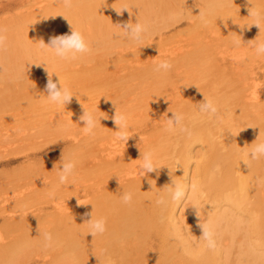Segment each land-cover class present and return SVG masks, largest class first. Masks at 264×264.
<instances>
[{
    "label": "bare ground",
    "instance_id": "obj_1",
    "mask_svg": "<svg viewBox=\"0 0 264 264\" xmlns=\"http://www.w3.org/2000/svg\"><path fill=\"white\" fill-rule=\"evenodd\" d=\"M30 1L28 11H19L14 18L0 21V28L5 29L7 36L6 48L0 50V125L2 118L7 116L17 117L16 121L26 118L25 113L32 107L38 119L43 120L42 114L48 116L44 121L47 125L37 133L23 135L18 132L16 137L9 139L8 133L1 138L4 134L0 128V155L10 157L21 153V157L29 161L40 152L47 153L60 146L62 154L55 164L48 167H34V163H29L28 170L18 175L23 178L18 181L20 188H12L3 199L0 205L1 230L4 231L0 233V264H60L63 261L61 255L69 252H78L84 264H105L112 261L113 256V261L118 264H140L144 260L146 264H153L152 258L157 251L162 254L169 250L186 255L189 263L264 264V193L261 194L264 188V157L252 160L247 155L255 144L264 142V89H257L256 72L252 63L248 65V60L257 54L241 57L232 70L221 65H213L212 70V64L199 63L198 56L202 52L199 47L179 53V57L173 52L178 50L176 48L171 51L173 56L168 54L169 58L152 59V63L143 66L136 77L147 76L152 82L165 80L167 85L177 84L178 88L166 87L164 94L158 97L155 105L159 113L153 125L135 129L136 134L142 129L155 130V138L152 134L134 137L127 131L130 138L127 142L120 141L116 138L115 111L128 116L134 104H126L122 108L116 97L102 95L97 85L91 86L94 82L86 85L81 93L95 94V101L81 106L77 115H69V112L79 108L80 100L77 102L74 97L70 104L63 105L65 110L55 112V109L52 111L46 107L50 105L43 98L41 75L48 71L54 80L57 74L53 72L61 71L67 61L78 64L93 59L94 52L103 41L111 44L110 47L129 42L122 27L128 23H141L133 9L136 4L147 5V1L72 0L80 8L85 7L91 17L87 18L83 28L76 29L82 33L91 51L78 55L75 60H61L51 49L41 48V40L45 44L50 40L45 39L44 34L51 33L53 27L63 25L57 12L59 8L66 7L63 0H46L44 4H40L41 0ZM221 1L224 0H206L198 15L213 13L212 7ZM18 4H24V0L3 1L0 11ZM129 6L134 8L130 10ZM125 7L130 12L126 9L120 14L116 12ZM220 13L224 18V13ZM72 19L79 18L75 14ZM25 22H31L33 27L13 36L7 30ZM252 23L253 18L245 27L239 26L232 31L229 37L240 32L242 45L252 49V40L247 35L258 27ZM146 24L144 37L148 38L151 34L148 29L154 31L156 28L148 21ZM60 26L56 28L60 30ZM66 26L69 28L71 25ZM260 27L264 32V21ZM163 60L170 62L171 69L167 72L155 71L156 65ZM190 60L202 75L199 72L196 77L187 76L184 79L176 70ZM92 71L97 70L94 68ZM213 71L222 75L217 77ZM94 73H90L91 79L101 78L102 75ZM199 81L203 82V88L205 82L208 83L205 91L199 90ZM14 87L21 91L13 94ZM175 89L180 91L178 95ZM204 98L217 106L219 119L200 113L199 104ZM22 107L27 110L9 112L11 114L6 113V116L2 114ZM83 108L97 118V126L91 134L85 133V122L80 119ZM172 112L183 115V125L188 132L177 129L170 133L165 130ZM226 120L230 122L229 126H235L237 122L235 127L239 126V130L233 133L235 128L227 126L229 129L224 132L226 127L222 126V121ZM45 140L55 144L52 148L43 149L42 146L47 144ZM148 151L154 153L158 169L142 176L139 165L143 162V154ZM69 159L75 163L74 174L67 183L61 184V162ZM48 168L52 173H45ZM257 176L263 178L253 185ZM172 182L185 183L189 187L187 199L179 206L171 201L169 195ZM125 193L132 194L130 203L122 200ZM161 197L166 204H157ZM23 204L24 207L20 208ZM14 205L19 206L14 208ZM135 209L143 217L138 223L117 220L119 216L131 218ZM121 213L123 215H119ZM91 218L105 220L103 234L94 237L88 234L90 227L87 221ZM205 224L211 225L215 231V250L208 249L201 238V225ZM152 226L159 228L160 239L156 241L149 231L143 253L138 246L142 240L141 233L134 236L128 245L125 244L129 233L138 228L145 232ZM45 232L53 237V246L47 249L44 247Z\"/></svg>",
    "mask_w": 264,
    "mask_h": 264
},
{
    "label": "rangeland",
    "instance_id": "obj_2",
    "mask_svg": "<svg viewBox=\"0 0 264 264\" xmlns=\"http://www.w3.org/2000/svg\"><path fill=\"white\" fill-rule=\"evenodd\" d=\"M3 1L7 0H0V5ZM146 1L147 5L143 6V3H140L139 5L136 4L134 6L135 8L133 7L134 9H132L136 10L135 16L137 15L136 18L139 17L138 19H140L141 24L147 25L146 22L148 21L150 26L156 28L154 31L148 29V32H151L148 38L144 37V39L138 44L137 42L133 43L134 41L129 40V42H124L122 46L115 45L113 47H110L111 44H109L107 41H103L99 43V49L94 52L95 56L93 59L83 60L78 64H75L74 61H67L68 63L73 64L68 65L67 63L66 67L62 68L63 71L56 70L53 72L57 74V77L53 81L57 83L58 87L60 79V83L64 87L71 88L70 92H73L74 99H76L77 102L78 100H80L78 102L79 108L77 110L69 112L70 116L77 115L80 111L81 106L95 101L93 99L95 94L83 95L81 93L86 85H90L91 83L95 82V84H92L91 86L97 85L99 88L98 91L102 92V95L106 94L107 96L108 94L112 97H116L117 101L120 104L119 106H122V108L125 107L126 104H134V106H132L131 112L128 114V116H126L128 123V129L126 131L133 133L134 137H147L152 134V138H155V130L142 129L138 134H136L135 129L139 127L145 128V126L153 125L155 123L156 114L159 113L158 106L155 105V103H157L156 101L158 100V97L161 94H164V89L166 87L171 88L175 86L176 88H178V85H167L165 80L152 82L150 78H146L147 76L141 78L142 75L136 77L138 73H141L140 71L143 66L152 63V59H154L155 61L156 59H158V57L169 58L170 56H173V54L171 55V51L175 50L176 48H178V50L176 49V51L173 52H175V55H178L177 57H179V53L183 54L187 50L189 51L190 49L199 47L202 50L201 54L198 56L200 60L199 63L208 62L209 64H212V70L214 69L213 65L225 66L227 70H232L238 59H241V57L246 58V56L248 55L254 56V54L256 53L254 44L256 42L264 41V32L262 31L263 29L261 30V27L260 29L259 27H257L256 30L252 29L253 31L247 35L248 39L252 40V49H250L249 46L245 47L242 45V39H240L238 35L240 34V32H236L232 37H229V34L232 31L239 28V26L245 27L249 23V21H251L252 17H249V9L253 5L257 8L264 9V0H224L218 4H214V6L212 7L213 13L206 16L198 15V12L203 4H206V0ZM45 2L46 0H41L40 4H44ZM30 6L31 1L24 0V4H18L11 9L2 10L0 11V21L4 18H7V20L12 17L14 18L15 13L19 11L26 12L29 10ZM130 7L131 6H129L128 8L130 9ZM205 7L206 5L204 6V8ZM130 10H128V12H130ZM57 12L58 15L61 16V25H63L58 26H60L59 28L62 31L57 29L58 26H56L57 28L51 26L54 28V30L49 34H44L45 39H50L53 36L64 35V32L70 34L72 30L71 26L68 28L66 25L71 24L72 27L76 30L77 28H83V25L85 26V22H87V18H91L88 10L85 9V7H83L82 9L75 2L73 3V1L71 7L59 8ZM220 12L224 13V18H222ZM86 13L88 14L86 15ZM168 13L170 14L169 16L167 15ZM75 14L79 19H72L73 16L75 17ZM131 14L134 15V13ZM126 18L128 19V17ZM204 20L207 21L206 24L204 23ZM41 24L42 23H40L39 25ZM121 24L123 25L124 23L121 22ZM31 25V22H25L17 24L16 26L8 28L7 30L13 36L16 33H23L25 28L33 27ZM41 27L42 26H40L39 31L41 30ZM159 29L160 31H158ZM160 33L161 35L159 36ZM149 38L151 40V43L149 42ZM234 41H239V46H236ZM243 52L245 54H243ZM168 54L170 55L169 57ZM117 56L120 57L117 58ZM243 61L241 63H244ZM248 62V65H251V63L253 64L252 66L254 67V71L256 72L255 76L257 77V89L263 90L264 55H256L251 60H248ZM196 67V64H193L190 60L189 63H183L179 68H177V70H175L177 73L179 72L180 75L185 79L187 76L196 77V74L199 75V72L201 74V71L197 70ZM94 68H96L97 71H92V69ZM108 70L110 72H108ZM91 72H95L94 74L102 76L101 78H97L98 80L96 78L91 79ZM213 72L217 77L222 75L217 71ZM188 73L191 74L189 75ZM86 74L88 75V77ZM41 77V79L43 80L41 83V87L43 88V93H45L43 94V98L46 100L45 103L47 102L49 103L48 105H50L46 107L52 111L55 109V112H59V109L65 110L64 108H62L63 104H55L49 101L47 98L48 93L46 91V83L48 79V73L42 74ZM88 80L90 81L87 82ZM202 84L203 82L199 81L198 86L201 87V89L199 90L205 91L204 88L208 86V83L205 82L204 88L202 87ZM13 90V94L21 91L18 90L17 87H14ZM176 92L178 95L180 91L176 90ZM24 110L27 109L22 107L12 111H4L5 113L3 112L2 114H5L4 116H6V113H8L7 115H10L11 113L21 112ZM25 117L26 118H22L18 121H16L17 117H15V119L9 116L2 118L3 123H1L0 128H2L1 132L4 134V136H1V138L5 137V133H8V139L16 137V134L18 132L23 135H30L34 132L37 133L39 129L47 125L44 123V121L48 118V116L46 114H42L43 120L39 118L41 120L40 121L38 119V116L35 114L33 107L28 109V111L25 113ZM41 122H43V124H40ZM228 123L230 122L227 120L222 121V126L226 127L224 132H226L230 127L235 128V130H232L233 133H236V131L239 130V126L235 127L237 126V122L235 123V126H229ZM228 134L229 131L227 135ZM46 140H49L48 137ZM46 140L45 142L47 143ZM52 141L54 140L52 139ZM52 141H49L47 144L45 143L46 145L42 146V148H52L55 144V142ZM61 154L62 147L60 146L47 153L40 152L34 159L29 161H26L25 158H22L21 153L13 154L10 157L0 155V205H2L3 199L11 193L12 188L13 190L20 188V182L18 181H22L23 178H19L18 175L28 170L27 167L29 163H34V167H48L50 164H55V161H57L61 157ZM48 169L45 170V173H52V170L49 169L48 171ZM17 178L19 179L17 180ZM261 178L263 177L257 176L254 180L255 182L253 185H255L256 181L260 180ZM88 182H91V180H89ZM262 191L263 192L261 194L264 193V188ZM18 206L19 205H14V208H17ZM22 207H24V204L20 208ZM132 213L133 216H131V218H122V216H119V219L117 220H133L138 223L141 218H143L141 212L138 209L133 210ZM119 215L123 214L121 213ZM1 217L2 212L0 211V233L3 234L4 231L1 230L3 224L1 222ZM153 222H155L154 218ZM148 232L150 234L152 233L154 237H156V241L160 239V236L158 235L159 228L157 226H152L150 229L147 228L145 232H141V230H139L138 228L137 231L129 233L125 237V244L128 245L129 242L133 241L134 236L141 233L142 240L139 241L138 246L141 253H143L145 247L147 246V240L149 239V236H147L149 235L147 234ZM61 257L63 261H61L60 264H84L83 261H81L82 257L79 256L78 252L73 254L69 252L65 255H61ZM113 259H115V256L111 258L112 261L105 264H112L114 262L115 264H118L117 261H113ZM91 261L93 262L92 259ZM152 262L153 264H197L196 262L189 263L188 257L176 250H169L166 253L162 252V254H159L157 251L152 258ZM140 264H146V260L140 261Z\"/></svg>",
    "mask_w": 264,
    "mask_h": 264
},
{
    "label": "clouds",
    "instance_id": "obj_3",
    "mask_svg": "<svg viewBox=\"0 0 264 264\" xmlns=\"http://www.w3.org/2000/svg\"><path fill=\"white\" fill-rule=\"evenodd\" d=\"M63 3L66 7H71L72 0H63ZM128 10L126 7L116 12L120 14L122 10ZM249 17L253 18L252 25H256L260 29L261 22L264 21V9L255 7L254 5L249 9ZM206 24L207 21L204 20ZM71 25V24H70ZM121 27V26H120ZM124 35L130 40L137 43L141 42L144 39V36L147 32V28L144 24H141L139 21L135 24L128 23L123 27ZM71 33L53 36L50 38L49 42L45 44L42 41V49H51L56 57H59L61 60H75L78 58V55H83L89 53L91 50L89 45L86 43L84 36L80 31L75 30L71 25ZM7 36L5 35V29L0 28V50L6 48ZM236 46H239V41H234ZM255 52L259 55H264V41H258L254 44ZM40 66V65H37ZM172 65L169 61L163 60L160 61L155 68V71L167 72L170 70ZM47 71V69H46ZM48 73V79L46 83L47 98L49 101L55 104L66 105L71 102L72 97L74 96L66 87L60 83L59 87L56 82L52 79V74ZM84 109V108H83ZM199 111L202 114H207L209 118L218 116V108L211 101L204 98V101L199 104ZM172 118L167 119L166 131L174 133L177 129L181 132H188V129L183 125L184 117L182 114L177 112H172ZM82 121L85 122L84 131L86 134H91L97 126L96 116L87 110L84 109L83 115L80 117ZM114 123L118 126L117 139L120 141H125L130 138L127 134L126 129L128 128L127 117L122 113H117L115 111ZM191 135V133H189ZM252 160H258L261 157H264V142L257 143L252 148L251 152L247 154ZM143 162L139 165L140 174L145 176L147 173H151L158 169L154 163V153L151 151L145 152L142 157ZM62 169H59V182L65 184L68 182L69 177L74 174L75 163L69 159L67 161L61 162ZM189 187L185 183L172 182V187L169 188V195L171 201L177 206L181 205L188 197ZM124 203H130L132 200L131 193H125L122 197ZM157 204L164 205L166 200L161 197L158 199ZM79 203V202H78ZM80 204V203H79ZM90 227L88 234H91L93 237L97 234H103L105 229V220L92 218L87 221ZM203 230V235L201 238L206 242V247L210 250H215L217 247V241L215 238V231L211 225L205 224L201 225ZM44 247L51 248L53 246V237L50 233L45 232L44 234Z\"/></svg>",
    "mask_w": 264,
    "mask_h": 264
}]
</instances>
